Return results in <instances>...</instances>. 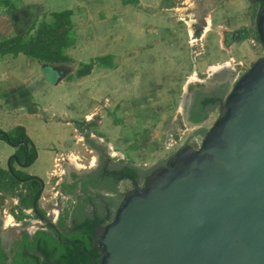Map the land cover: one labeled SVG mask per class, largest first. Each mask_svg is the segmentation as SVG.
<instances>
[{"label": "rangeland", "instance_id": "rangeland-1", "mask_svg": "<svg viewBox=\"0 0 264 264\" xmlns=\"http://www.w3.org/2000/svg\"><path fill=\"white\" fill-rule=\"evenodd\" d=\"M13 1L16 7H20L31 0ZM37 1H41L44 7H39L37 14L32 13L35 22L31 30L33 34L40 21L49 20L48 15L53 9H65L69 3V0ZM1 2L4 3L0 0V13L6 12L7 8L4 10ZM210 2L176 0L175 7L179 15L177 14L175 18L180 17V19L174 21L172 19L171 22L147 20L150 18L147 15L146 20L125 17L123 22L129 27L119 30L122 44L125 45L123 48L121 44L110 42L111 36H106L105 40H97L96 37L94 40L90 39V33L96 34L97 31L103 32L108 28L104 20L105 12L100 6L86 2L87 4L79 7L80 10L75 6L67 8L75 10L74 15L71 16L70 33L73 42L70 45L76 40L74 47L89 46L88 50H83L86 54L94 50L99 53L111 48L115 51L116 59L114 57L108 59L107 64L111 65L109 70L97 66L93 73L90 72V76H85L79 84H72L73 72H71L66 80L68 84L65 83L63 90L59 89L58 77L51 69L44 70L51 84L48 87L49 96L38 98L47 108V113L49 112L48 116L42 115V121H47V124L44 127L36 124L35 130L30 129L36 144L51 147L43 150L45 156L42 151L40 152V156L36 161L34 160L29 170L34 173L30 174L32 176L40 177L41 173L43 176L41 178L45 186L37 202L38 210H42L41 208L48 203L53 204L55 197L58 196L61 197L60 206L56 208L52 205L48 213L52 215L53 210L57 213H65L67 217L73 200L66 195L60 196L59 190L56 189L69 173V169L76 168L80 171L74 167L75 163L81 166V169H86L89 168L90 163L96 162L97 155L94 148L84 141V137L86 139L88 135L95 139L101 137L108 143L111 139L114 143L112 147L116 152L114 154L116 157L113 156L116 159L128 160L139 166L148 167L167 158L187 141L192 143L195 138H199L200 134H197L199 129H207L212 125L217 116L215 110L208 113L207 119L205 118L202 124H189L183 120L182 113L194 88L201 87L204 82L207 83L209 75L210 78L221 80L223 75H218L217 72L229 69L222 67L210 73L213 66H221L224 61L230 60L238 63L237 69H242L244 72L257 58L264 56V50L259 43L254 46L246 37L249 34L251 39L257 40L255 28L250 22V7L247 0H218L217 3L213 1L212 4ZM149 4L150 2L146 0L142 6L150 8ZM254 14L255 12L252 15ZM207 17L211 19L209 25ZM190 19H192V33H190L192 35L188 36L187 29L190 28V24L186 20ZM163 24L167 27L168 33L174 35L171 36V40H175L177 52L173 58L169 53H157L160 44L157 45L154 38L160 41L161 45H167L168 41H171L169 38L164 39L162 35L159 36V33L165 35V31L160 28ZM30 27L31 25L28 29ZM158 28L160 32L152 31ZM138 29L143 35L137 39L133 33L136 34ZM241 30L245 32L242 35H240ZM115 35L117 33L114 32L113 36ZM229 43H232L231 47L228 46ZM69 49L73 50L72 47ZM97 58H95L96 63ZM73 65L77 67L76 71L74 70L77 73L83 63L70 57V61L65 62V66ZM209 69H211L210 74ZM75 72L74 74L77 75ZM107 72H109L108 77L105 75ZM192 78L196 80L190 81ZM186 82H189L188 85H185ZM184 85L187 86L188 91L186 98ZM73 87L75 96L72 100L68 90ZM182 100L184 108H182ZM86 125L88 129H85ZM172 138L175 139L174 144ZM105 142L101 141L102 144ZM28 147L30 148V145ZM19 150L20 148L16 153ZM11 166L24 172L17 163L12 162ZM6 180L8 183L0 187L2 226L12 228L11 234L13 232L17 234L19 226L26 222L31 231L38 229L31 208H21L22 212H25V219L15 216L21 206L18 194L20 191L28 190V181L14 182L10 185V177H6ZM63 190L65 191V187ZM9 196L17 197L15 206L8 207L9 204H4ZM6 217L8 220L12 219L11 225L4 224Z\"/></svg>", "mask_w": 264, "mask_h": 264}, {"label": "water", "instance_id": "water-1", "mask_svg": "<svg viewBox=\"0 0 264 264\" xmlns=\"http://www.w3.org/2000/svg\"><path fill=\"white\" fill-rule=\"evenodd\" d=\"M252 23L264 50V0ZM214 110L198 146L184 143L166 167L123 194L110 222L94 229L99 258L91 257V264H264V56L242 72ZM183 120L194 124L185 111ZM4 136L13 147L21 143ZM11 159L29 165L11 155L7 168L14 176ZM35 178L40 190L32 209L60 240L38 210L44 181L32 175L21 180Z\"/></svg>", "mask_w": 264, "mask_h": 264}, {"label": "crops", "instance_id": "crops-1", "mask_svg": "<svg viewBox=\"0 0 264 264\" xmlns=\"http://www.w3.org/2000/svg\"><path fill=\"white\" fill-rule=\"evenodd\" d=\"M7 1H8L7 4L1 2V5H3V9L5 10V8H7L6 9L7 13L6 12L0 13V41L5 38L15 36L17 34H22L24 40H27L29 37L35 34L31 32V30L34 27L33 28L30 27L28 29V27L32 25L31 22H33L34 16L32 15V13L37 14L39 12L38 10L39 7H44V4L41 1L31 0V1H26L25 4L21 6L19 5L20 7H16L13 4L14 2L13 0H7ZM145 1L146 0H69L68 6H66L65 9L64 8H61L60 10L53 9V12L68 10L67 9L68 7H74V6L80 10L79 7L87 3L97 4V7L100 6L105 12L106 16L104 20L106 22L105 25H107L108 28L105 29L103 32L99 30L96 32V34L95 33L93 34V32L90 33L89 34L90 39L94 40V38L96 37L97 40H102V39L105 40L106 36L108 37L111 36L112 39H110V42L121 44L120 46L121 48H123L125 45L122 44V38L120 37L119 30L129 27V25L124 24L123 22L125 17L126 19L130 17V18H135V19H140V20H146L147 16H149L150 18L149 19L147 18V20H152V21L166 20L169 22H171L172 19L173 21L175 19L176 20L180 19V17L175 18L177 14L179 15L175 7L176 0H148L150 2L149 5H151L150 8H146V7L144 8L142 6L144 5ZM206 1H209V2L211 1L210 4H212L213 1L214 3L218 2V0H206ZM202 2H204V0H202ZM33 5H36L37 9ZM141 7L143 8L140 11ZM20 10H24L25 15ZM71 11H72L71 16H72L74 15L75 10H71ZM53 12L49 13L48 21H51L53 19L52 17ZM13 13H17L18 15L16 19L12 18ZM206 19L208 20V21L206 20L208 22V25L211 24V19L208 17ZM26 20H27V23H25ZM164 25L165 24L160 26V28L165 31V35H163L162 33H159V36L162 35L164 39L169 38V40H171L172 38L171 36H174V35L169 34L170 32L168 33V29ZM139 30L140 29L136 30V34H134L133 33L134 31H132L133 35H135L137 39L140 37V35H143L141 34V31ZM152 31L155 33L160 32L159 28L152 30ZM170 31H171V28H170ZM114 32L115 34L117 33V35L113 36ZM187 33H188V36L192 35L190 34L192 33L191 24H190V28L187 29ZM246 37L251 43V35L248 34V36ZM154 41L157 42V45L160 44L159 46H162V47H159V46L157 47L159 50L157 53H169V56L171 58L175 56L177 52L175 40L168 41L167 45H161L162 43H160V41H156L155 38H154ZM75 42L76 40L74 41L72 45L65 47L63 50L64 53L69 58L72 57L73 59L77 60L78 62H82L83 64L93 62V66L90 69L89 73L82 75V76H77L74 74V72L76 71L75 69L77 68L75 65L68 67V66H65V62L48 64L32 56L26 55L22 52H19L17 55H14L12 53L0 54V128L2 129V131L3 130L7 131V133L9 131H11V133L13 132L12 133L13 135L11 134V136L14 137L15 136L14 128L21 126L24 129V134L28 136V138L30 139V142L35 147L38 153L35 161L40 156L41 151H42V154L45 156L43 150L46 148H51V147H43V146L36 144V142L32 138V133H30L31 130L36 129V124L38 125L40 124L41 127H44L45 124H47V121H44V122L42 121V115L43 114L45 116L49 115V112L47 113L48 111L47 108H45L44 105H42L43 102L41 103L38 98L39 96H46V97L49 96L48 87H50L51 84L49 80L47 79V76L44 74V70H47L48 68L51 69L52 73H54L56 77H58L57 84L60 85L59 89L63 90L67 78L69 77V75L72 74L71 72H73L72 84L74 85L79 84L83 81V78L85 76H90V74L93 73V71L95 70V68H97V66L103 67L104 70H109V68H111V65L109 63L107 64L108 59H111L112 57L116 59L115 51H113L111 48H106L104 51L99 52V53H97L94 50L93 52L91 53L89 52V54H86V52L84 53L83 50H88L89 46L74 47ZM230 44L232 45V43H229L228 45L229 47H231ZM71 47L73 50L69 49ZM96 57H98L97 63L95 62ZM231 65H232V62L228 60V61H224L220 67L224 68V67H229ZM155 66H156V63H155ZM210 70L211 69L208 70V73ZM210 72L213 73V70H211ZM105 75L108 77L109 72H107V74ZM195 78L190 79V81L196 80ZM188 83L186 82L185 85H188ZM185 85L183 86V88H184V97L186 98L188 91H187V86ZM68 92H69V95H71L70 96L71 99L73 100L75 96L74 87L69 89ZM44 102H46V100ZM31 122L33 123L32 126H31ZM89 137L94 138L91 135ZM96 140L99 142L101 141L105 142L101 137H96ZM109 140L110 142L109 143L108 141L105 142V145L107 146L108 152L113 156L116 153L112 147L114 143L111 141V139ZM18 141H21V143L17 147H13L6 140H3L0 138V169L8 170L7 168L8 158L11 155L16 154L17 149L20 148V145H22V140H18ZM84 141H85V137H84ZM16 142H12V143H16ZM12 160H13L12 162L17 163L14 159ZM25 160L26 159L24 157L20 161L22 163ZM71 160L74 161L72 158ZM35 161H33L28 167L21 166L22 167L20 168L21 171H24V173L33 175L34 173L30 172L29 170L31 169L30 167L32 166V164H34ZM77 165L78 164L75 163L74 167H77L78 169L82 168L81 166H77ZM12 169L17 170V168L15 167H13ZM47 171H45V173ZM35 175H38V174H35ZM41 177H43L42 173L40 175V178ZM16 202H17V197L13 198L9 196V198L5 199L4 204L5 205L9 204L7 206L10 207L12 205L15 206Z\"/></svg>", "mask_w": 264, "mask_h": 264}, {"label": "flooded vegetation", "instance_id": "flooded-vegetation-1", "mask_svg": "<svg viewBox=\"0 0 264 264\" xmlns=\"http://www.w3.org/2000/svg\"><path fill=\"white\" fill-rule=\"evenodd\" d=\"M247 1L250 7V22L253 26L252 20L256 11L260 7L259 3H261L262 0ZM20 11L25 15L24 10ZM254 12L255 14L252 15ZM16 17H18L17 13H13L12 18L16 19ZM25 23H27V20ZM243 33L245 32L241 30L240 35ZM232 65L228 67L229 69H223L220 72H217L218 75H223L221 80L218 81L210 78L211 75H209L207 83L204 82L201 87L194 88L190 94V100L185 107V112H187L189 121H192L194 124H199L207 117L209 112L216 109L219 102L230 89V84L232 85L236 77H239L242 74L243 70L237 69L239 67L238 63ZM198 115L204 116L200 120H191V117ZM85 129H88L87 125L85 126ZM204 132L205 128H201L197 131V134L201 135ZM89 136L90 135L87 136L88 138H86L85 141L94 148V152L97 155L96 162L90 163L89 168H80V171L76 168L73 170L69 169V173L66 174L62 183H60L56 189L59 190L60 196L66 195L73 200L69 214L67 217L61 218V214H63L62 212L57 213L52 210V215L48 213V211H51L50 208L52 205L56 208L60 206L61 197L58 196L55 197V202L53 204L48 203L41 208V211H39L40 213L43 212L51 223L54 224L59 230L60 235L65 231L72 233L73 230L79 231L83 234H89L92 230L94 233L96 227L105 225L112 220L117 205L125 192L132 189L134 186H143L146 180L156 170L167 166L168 158H163L148 167L139 166L132 161L116 159L108 152L105 144H102L95 138H90ZM37 184L38 189L40 190L39 182H37ZM64 184L72 185V187L69 188L72 191H64ZM31 212L34 213L32 207ZM23 214L25 216V212ZM33 215H35V219L37 220L36 228L38 229L31 231V228H28V223L26 222L24 225L19 226L20 229H18L19 232L17 234H14V232L11 234L12 228L10 229L8 226H2L0 221V248L7 256L8 260L16 255L19 248L18 242L22 239L23 232L33 234L39 229H50L55 232V230L50 227L42 225L40 219L35 213ZM23 219H25V217H23ZM4 224L11 225V223L6 224L5 220ZM70 242L78 245V250L81 251L82 254H90V250L85 249V242L83 240H72ZM64 243L68 244L69 241H64ZM91 248H93L92 243Z\"/></svg>", "mask_w": 264, "mask_h": 264}, {"label": "trees", "instance_id": "trees-1", "mask_svg": "<svg viewBox=\"0 0 264 264\" xmlns=\"http://www.w3.org/2000/svg\"><path fill=\"white\" fill-rule=\"evenodd\" d=\"M3 2L8 3L7 0H3ZM71 14L72 11L69 9L53 12V19L51 21H40L35 34L27 40H24L22 34L1 40L0 54L12 53L17 55L19 52H22L48 64L69 61L70 58L63 50L73 42L72 34L70 33ZM34 25L35 22L32 23L31 28ZM92 66L93 62L83 64L82 68L77 71V76L89 73ZM203 116H193L191 120H200ZM4 133L8 134L12 142L22 140L20 150L16 154L19 160L27 155L26 161L30 165L36 159L37 151L28 136L24 134V129L21 126L15 127L14 137L0 129V138L6 140ZM29 145L31 149L28 147ZM12 161L11 159V164ZM13 171L17 176H14L9 170L0 169V187L8 183L6 177H10L11 181L9 184L11 185L14 182H22L20 179H26L31 176L15 169ZM37 182V178L28 181V190L26 192H19L18 196L21 206H19L18 214H15L16 217H25L21 208L32 207L33 201L39 192ZM71 186L69 185V187ZM64 187L65 191H72L67 187V184H64ZM65 217V213L61 214V218ZM92 234V230L89 234H83L76 230H73L72 233L65 231L60 235V240H58L55 232L50 229H39L33 234L23 232L22 239L18 242V251L13 258L8 260L0 248V264H45L48 261H53L56 264H91V256L98 262V254L96 250L91 248V243L93 242ZM72 240H83L85 242V249L90 250V254H82L78 250V245L70 242ZM64 241H69V243L65 244Z\"/></svg>", "mask_w": 264, "mask_h": 264}, {"label": "built area", "instance_id": "built-area-1", "mask_svg": "<svg viewBox=\"0 0 264 264\" xmlns=\"http://www.w3.org/2000/svg\"><path fill=\"white\" fill-rule=\"evenodd\" d=\"M251 43L254 45V46H256V45H258V41L256 40H254V39H251ZM235 62H232V64H234ZM238 77H236V79H237ZM235 79V80H236ZM172 143L174 144V138H172ZM199 142H200V139L198 138H195L193 141H192V144H194V145H196V146H198L199 145ZM55 217V216H54Z\"/></svg>", "mask_w": 264, "mask_h": 264}, {"label": "bare ground", "instance_id": "bare-ground-1", "mask_svg": "<svg viewBox=\"0 0 264 264\" xmlns=\"http://www.w3.org/2000/svg\"><path fill=\"white\" fill-rule=\"evenodd\" d=\"M191 22H192V19L191 20H187V23L188 24H191ZM219 68H221L220 66H213V71H217V69H219ZM182 108H184V102H183V105H182ZM191 124V123H190ZM78 166V165H77ZM12 222V219L11 218H9V220L7 219V217H6V219H5V223L6 224H9V223H11Z\"/></svg>", "mask_w": 264, "mask_h": 264}]
</instances>
